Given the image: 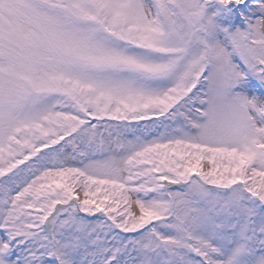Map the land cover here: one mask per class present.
I'll list each match as a JSON object with an SVG mask.
<instances>
[{
  "label": "snow or ice",
  "instance_id": "1",
  "mask_svg": "<svg viewBox=\"0 0 264 264\" xmlns=\"http://www.w3.org/2000/svg\"><path fill=\"white\" fill-rule=\"evenodd\" d=\"M0 264H264V0H0Z\"/></svg>",
  "mask_w": 264,
  "mask_h": 264
}]
</instances>
